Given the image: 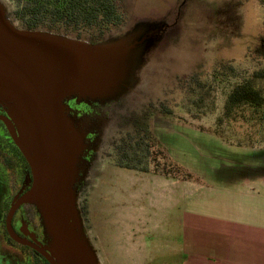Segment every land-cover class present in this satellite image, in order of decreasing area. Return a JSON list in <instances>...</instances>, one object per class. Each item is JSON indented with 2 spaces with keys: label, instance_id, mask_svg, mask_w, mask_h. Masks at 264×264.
<instances>
[{
  "label": "rangeland",
  "instance_id": "374dc122",
  "mask_svg": "<svg viewBox=\"0 0 264 264\" xmlns=\"http://www.w3.org/2000/svg\"><path fill=\"white\" fill-rule=\"evenodd\" d=\"M0 1L21 28L17 4ZM181 3L122 0L126 24L114 36L141 21L161 23ZM187 6L171 31L173 40L146 55L137 85L121 103L122 123H128L108 127L96 179L78 190L100 264H179L176 207L191 183L236 186L257 179L244 165L259 162L243 155L264 151L263 130L242 119L228 121L225 104L237 86L264 70V0H188ZM145 120L148 133L140 128ZM130 136L137 154L131 157L134 168L126 170L121 154Z\"/></svg>",
  "mask_w": 264,
  "mask_h": 264
},
{
  "label": "water",
  "instance_id": "95a60500",
  "mask_svg": "<svg viewBox=\"0 0 264 264\" xmlns=\"http://www.w3.org/2000/svg\"><path fill=\"white\" fill-rule=\"evenodd\" d=\"M165 23L141 21L91 44L17 27L0 1V106L34 183L23 201L35 205L48 239L50 264H100L84 225L75 187L88 148L65 101H112L130 94Z\"/></svg>",
  "mask_w": 264,
  "mask_h": 264
},
{
  "label": "flooded vegetation",
  "instance_id": "af4514ba",
  "mask_svg": "<svg viewBox=\"0 0 264 264\" xmlns=\"http://www.w3.org/2000/svg\"><path fill=\"white\" fill-rule=\"evenodd\" d=\"M187 5L188 0H182L177 12H169L163 17L165 28L160 41L153 45L147 57L155 54L153 49L159 42L173 40L171 31L182 19ZM123 98L112 101L72 98L65 101L69 116L85 132L88 146L81 164L87 172L82 174L81 171L75 184L77 190L88 189L92 180L96 179L100 144L105 140L108 127L117 121L120 122L117 126L128 123H122L124 114H120L121 107H124L121 105ZM131 117L129 115L128 121ZM12 131L18 133L16 123L8 116L7 108L0 106V264H50L46 258L49 254L48 239L41 215L35 205L23 201L34 179L27 159L15 144ZM90 172H93V177ZM85 215L88 217L87 209Z\"/></svg>",
  "mask_w": 264,
  "mask_h": 264
},
{
  "label": "crops",
  "instance_id": "0c3cea01",
  "mask_svg": "<svg viewBox=\"0 0 264 264\" xmlns=\"http://www.w3.org/2000/svg\"><path fill=\"white\" fill-rule=\"evenodd\" d=\"M243 156L259 162L244 165L257 179L236 186L191 183L179 200V264H264V151Z\"/></svg>",
  "mask_w": 264,
  "mask_h": 264
},
{
  "label": "trees",
  "instance_id": "16d2710c",
  "mask_svg": "<svg viewBox=\"0 0 264 264\" xmlns=\"http://www.w3.org/2000/svg\"><path fill=\"white\" fill-rule=\"evenodd\" d=\"M12 1L17 4L14 17L21 28L65 34L86 40L91 44L115 35L126 24L122 0ZM263 84L264 70L255 73L252 79L237 86L227 98L226 119L231 123L242 119V123L249 126H260L264 133ZM140 128L142 133H148V121L145 120ZM141 132L140 135H142ZM131 140H133L132 136H130V143L123 147L121 154L123 162L126 163L121 166L126 170L134 168L131 157L137 154Z\"/></svg>",
  "mask_w": 264,
  "mask_h": 264
}]
</instances>
